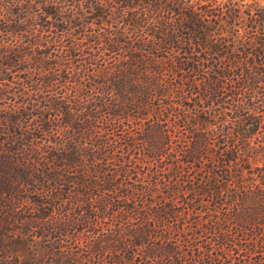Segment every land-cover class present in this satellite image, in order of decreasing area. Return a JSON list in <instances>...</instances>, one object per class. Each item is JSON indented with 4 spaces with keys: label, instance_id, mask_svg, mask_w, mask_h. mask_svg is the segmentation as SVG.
<instances>
[{
    "label": "trees",
    "instance_id": "obj_1",
    "mask_svg": "<svg viewBox=\"0 0 264 264\" xmlns=\"http://www.w3.org/2000/svg\"><path fill=\"white\" fill-rule=\"evenodd\" d=\"M0 264H264V0H0Z\"/></svg>",
    "mask_w": 264,
    "mask_h": 264
}]
</instances>
